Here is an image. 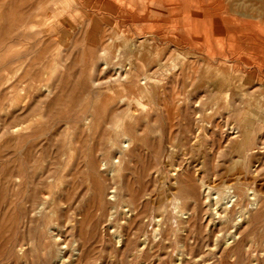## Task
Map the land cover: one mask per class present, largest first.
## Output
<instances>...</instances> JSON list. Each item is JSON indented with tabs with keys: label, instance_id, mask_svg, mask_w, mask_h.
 <instances>
[{
	"label": "rangeland",
	"instance_id": "1",
	"mask_svg": "<svg viewBox=\"0 0 264 264\" xmlns=\"http://www.w3.org/2000/svg\"><path fill=\"white\" fill-rule=\"evenodd\" d=\"M186 1L0 0V264H264V0Z\"/></svg>",
	"mask_w": 264,
	"mask_h": 264
},
{
	"label": "bare ground",
	"instance_id": "2",
	"mask_svg": "<svg viewBox=\"0 0 264 264\" xmlns=\"http://www.w3.org/2000/svg\"><path fill=\"white\" fill-rule=\"evenodd\" d=\"M153 1H155V0H153ZM157 1V0H156ZM186 1V0H185ZM196 1V0H195ZM160 2V1H159ZM187 2V1H186ZM189 2V1H188ZM190 3V2H189ZM191 3H192V0H191ZM202 3V2H201ZM174 4V3H173ZM175 4H177L178 6L180 5V3H178V1L177 2H175ZM193 4V3H192ZM203 4V3H202ZM160 5V4H159ZM170 5V4H169ZM216 5V4H215ZM173 6V5H172ZM171 8V7H170ZM203 10H205V9H202V11ZM222 10V9H221ZM214 11V10H213ZM203 14V13H202ZM215 14V13H214ZM213 14V15H214ZM219 14V13H218ZM213 15H211L212 17H213ZM216 15H217V13H216ZM205 16V15H204ZM215 16V15H214ZM218 16V15H217ZM167 17V16H166ZM165 17V18H166ZM188 17V16H187ZM189 18V17H188ZM210 18V17H209ZM220 18V17H219ZM231 19V18H230ZM233 19V18H232ZM165 20H167V19H165ZM246 20V19H245ZM169 21V20H168ZM223 21V20H222ZM236 21H237V19H236ZM227 22V21H226ZM234 23V22H233ZM239 24H241V21H240V23ZM245 24V23H244ZM229 25V24H228ZM234 25V24H233ZM225 26V25H224ZM249 27V26H248ZM182 29V28H181ZM198 31V30H197ZM227 32V31H226ZM228 33H229V31H228ZM233 33V32H232ZM147 35V34H146ZM230 35H232V34H230ZM237 35V34H236ZM224 36V35H223ZM243 37V36H242ZM252 38V37H251ZM181 39V38H180ZM205 39V38H204ZM228 39V38H227ZM244 39V38H243ZM185 41V40H184ZM191 41V40H190ZM196 41H198V38H197V40ZM240 41V40H239ZM242 41V40H241ZM191 42H193V41H191ZM258 42V41H257ZM243 43H244V41H243ZM198 44V43H197ZM197 44H195L196 46H198ZM257 44V43H256ZM256 44H255V46H256ZM133 46V45H132ZM240 46V45H239ZM243 46H245L244 44H243ZM202 47V46H201ZM248 48V47H247ZM248 50H249V48H248ZM235 51V50H234ZM124 66V65H123ZM128 67V66H127ZM124 70V69H123ZM236 75V74H235ZM122 76V75H121ZM145 79V78H144ZM238 79V78H237ZM141 80V79H140ZM230 123V122H229ZM12 129V128H11ZM231 129V128H230ZM234 132V131H233ZM55 134V133H54ZM220 135V134H219ZM17 153V152H16ZM20 166V165H19ZM212 201V200H211ZM31 212V211H30ZM244 214V213H243ZM208 226V225H207ZM214 233V232H213ZM219 246V245H218ZM219 248V247H218Z\"/></svg>",
	"mask_w": 264,
	"mask_h": 264
}]
</instances>
